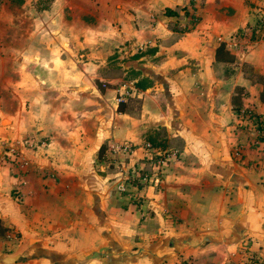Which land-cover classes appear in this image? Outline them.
I'll return each mask as SVG.
<instances>
[{
	"label": "crops",
	"instance_id": "obj_1",
	"mask_svg": "<svg viewBox=\"0 0 264 264\" xmlns=\"http://www.w3.org/2000/svg\"><path fill=\"white\" fill-rule=\"evenodd\" d=\"M260 6L0 0V264H264V133L236 124L233 108L237 96L264 114V37L214 58ZM149 134L173 158L155 181L119 192L125 172L102 156L128 142L120 168L149 169Z\"/></svg>",
	"mask_w": 264,
	"mask_h": 264
},
{
	"label": "built area",
	"instance_id": "obj_2",
	"mask_svg": "<svg viewBox=\"0 0 264 264\" xmlns=\"http://www.w3.org/2000/svg\"><path fill=\"white\" fill-rule=\"evenodd\" d=\"M189 1L195 5L199 0ZM262 37H264V7H258L254 21L243 26L240 29L233 30L224 40V44L228 48L239 49V47H241V42L251 43ZM128 95V90H126L124 93L121 92L116 96V101H123ZM234 118L236 124H246L256 132L264 133V129L260 130V128L258 127V125H264V114L255 116L254 111H252L251 109L240 107L239 112L236 113L234 111ZM131 145L132 144L124 141H111L109 143V150L113 156H117L119 153L123 156V159L129 160V154L133 151V147H131ZM142 152V158L149 165V169L139 172V168H137L135 172L123 173L116 183V189L119 192L125 191L124 193H127L129 192V188L131 186L137 188L135 190H138L143 185L139 187L137 186V182H148L149 180L155 181L169 158H171V156L173 155V150H152L149 142H145V146H142ZM3 155L5 158L7 157L6 160L11 165L21 162L20 152L11 145H6ZM240 245L241 249H243V247H246V241L242 240L240 242ZM175 264H191V260L187 258L180 260Z\"/></svg>",
	"mask_w": 264,
	"mask_h": 264
},
{
	"label": "trees",
	"instance_id": "obj_3",
	"mask_svg": "<svg viewBox=\"0 0 264 264\" xmlns=\"http://www.w3.org/2000/svg\"><path fill=\"white\" fill-rule=\"evenodd\" d=\"M260 7H263V6H260ZM163 13L164 14H167V15H175L177 13V11L173 8H170V7H165L163 9ZM185 13H187L185 11ZM199 18L198 15L194 14L193 12L189 13V18H188V21L189 23H194L197 19ZM182 29H187V26L186 24H184L183 28ZM214 58L215 59H218V60H221V61H231L233 60V55L228 51V49L225 47L224 43L222 41H219L214 49ZM260 83H261V89L259 91V99L264 102V79L263 78H258ZM147 83L145 82V79L142 78L141 80H137L135 82V85L137 86H144L146 85ZM124 102L125 100L123 101H117V110L118 111H122L123 108H124ZM239 98L237 96L233 97V108H234V111L237 113L239 112L240 110V104H239ZM255 113V116H258L260 115V113ZM258 127L260 128V130L264 129V125H258ZM102 145H100L99 147V155H100V152L102 150ZM145 183H147L146 181L144 182H137V186H141V185H144Z\"/></svg>",
	"mask_w": 264,
	"mask_h": 264
},
{
	"label": "rangeland",
	"instance_id": "obj_4",
	"mask_svg": "<svg viewBox=\"0 0 264 264\" xmlns=\"http://www.w3.org/2000/svg\"><path fill=\"white\" fill-rule=\"evenodd\" d=\"M244 71L246 72V73H248V72H250L252 75H253V73H252V70H251V67H247V66H245V68H244ZM115 72V71H114ZM130 75H133V71H131V73H127L125 76H130ZM259 78L260 76H256V78ZM139 80H141V79H138V81ZM136 82V81H135ZM135 82H133V83H135ZM146 82V81H145ZM128 85H130V83H128ZM128 85H125V86H123L122 87V89H121V91L120 92H125L126 90H130V89H128ZM156 136V135H155ZM145 142H149V144H150V146H151V148H152V150H164L165 148V141H161V139L160 140H158V139H156L152 134L150 135L149 134V136L146 138V139H144L140 144H141V146H145ZM135 145H131V147H134ZM108 149H109V147H108ZM166 150V149H165ZM110 151V150H109ZM102 156V155H101ZM103 157V159H105V161H117V164H113L112 162H110V166H116L117 168H118V170L119 171H121V172H135V170L138 168V167H136V165H130V166H128V167H124V168H120L121 167V164L123 165V166H126V164H127V161L126 160H124L123 159V156H116V157H113L112 156V154L111 153H108V157H106V155L105 156H102ZM173 158V155L171 156V159ZM170 159V158H169ZM170 159V160H171ZM140 171H142V169H139V172ZM162 172V171H161ZM127 187H130V186H127ZM134 191V190H133ZM121 192H125V191H121ZM133 197V199L135 200V201H139L140 200V196L135 192V193H133V195H131V197L130 198H132Z\"/></svg>",
	"mask_w": 264,
	"mask_h": 264
},
{
	"label": "water",
	"instance_id": "obj_5",
	"mask_svg": "<svg viewBox=\"0 0 264 264\" xmlns=\"http://www.w3.org/2000/svg\"><path fill=\"white\" fill-rule=\"evenodd\" d=\"M17 258V256L16 255H12V256H3L2 257V261L3 262H10V261H13V260H15Z\"/></svg>",
	"mask_w": 264,
	"mask_h": 264
}]
</instances>
